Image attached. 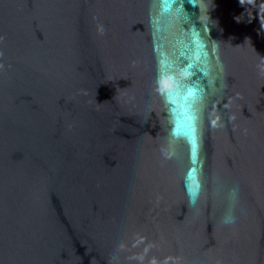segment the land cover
Masks as SVG:
<instances>
[{
    "label": "water",
    "instance_id": "95a60500",
    "mask_svg": "<svg viewBox=\"0 0 264 264\" xmlns=\"http://www.w3.org/2000/svg\"><path fill=\"white\" fill-rule=\"evenodd\" d=\"M0 264H264V0H0Z\"/></svg>",
    "mask_w": 264,
    "mask_h": 264
},
{
    "label": "snow or ice",
    "instance_id": "6c2138e0",
    "mask_svg": "<svg viewBox=\"0 0 264 264\" xmlns=\"http://www.w3.org/2000/svg\"><path fill=\"white\" fill-rule=\"evenodd\" d=\"M169 73L166 70H162L159 77L158 82L162 81L164 76H167ZM171 103H177V97L180 96V90L177 88L176 90H170L166 94ZM194 95L193 91L188 90L187 94L183 97V103L179 104L178 107L181 110L180 121L177 124V131H183L186 135H192L194 138L195 128L192 124L193 117L189 115L190 105H188V98ZM198 187V185H197Z\"/></svg>",
    "mask_w": 264,
    "mask_h": 264
},
{
    "label": "clouds",
    "instance_id": "9594fccd",
    "mask_svg": "<svg viewBox=\"0 0 264 264\" xmlns=\"http://www.w3.org/2000/svg\"><path fill=\"white\" fill-rule=\"evenodd\" d=\"M226 222H232L231 219L229 218V220H226Z\"/></svg>",
    "mask_w": 264,
    "mask_h": 264
}]
</instances>
